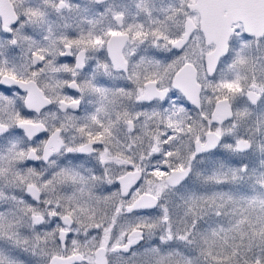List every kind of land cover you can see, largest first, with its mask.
<instances>
[{"label":"snow or ice","instance_id":"snow-or-ice-1","mask_svg":"<svg viewBox=\"0 0 264 264\" xmlns=\"http://www.w3.org/2000/svg\"><path fill=\"white\" fill-rule=\"evenodd\" d=\"M0 264H264V0H0Z\"/></svg>","mask_w":264,"mask_h":264}]
</instances>
